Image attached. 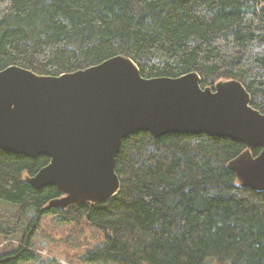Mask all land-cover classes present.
Here are the masks:
<instances>
[{"label":"trees","instance_id":"obj_1","mask_svg":"<svg viewBox=\"0 0 264 264\" xmlns=\"http://www.w3.org/2000/svg\"><path fill=\"white\" fill-rule=\"evenodd\" d=\"M115 56L146 79L194 72L202 88L238 81L264 114V0H0V71L60 76ZM246 150L261 152L224 137L140 131L116 156L117 194L66 207L53 203L62 197L55 187L27 182L47 157L0 150V200L34 210L0 264L33 260L32 227L46 216L103 233L86 262L264 264V190L244 186L231 166Z\"/></svg>","mask_w":264,"mask_h":264},{"label":"water","instance_id":"obj_2","mask_svg":"<svg viewBox=\"0 0 264 264\" xmlns=\"http://www.w3.org/2000/svg\"><path fill=\"white\" fill-rule=\"evenodd\" d=\"M140 131L154 138L206 134L260 148L257 157L237 158L233 169L244 186L264 190V114L238 81L211 89L194 72L146 79L123 56L60 76L14 66L0 71V150L47 157L27 182L55 187L61 207L117 194L116 156L122 141Z\"/></svg>","mask_w":264,"mask_h":264},{"label":"rangeland","instance_id":"obj_3","mask_svg":"<svg viewBox=\"0 0 264 264\" xmlns=\"http://www.w3.org/2000/svg\"><path fill=\"white\" fill-rule=\"evenodd\" d=\"M226 81L219 80L216 84ZM242 155H249L248 150ZM234 162H236V160ZM234 162L231 163L232 168ZM63 197L64 196L60 197L53 203L60 206L59 202ZM33 214V209L20 212L19 207L0 200V228H2V230H10V237L13 238H4L5 234L0 233V253L20 245L22 232H25L28 226V220ZM32 228L33 236L30 239L28 248L35 256L32 261L23 262L21 264H103L98 262L91 263L83 260L87 251L100 246L104 239L103 233L91 227L86 221L83 220L78 223L63 224L57 222L55 218L51 216H46L41 220H37ZM207 264L217 263L214 260H210Z\"/></svg>","mask_w":264,"mask_h":264}]
</instances>
